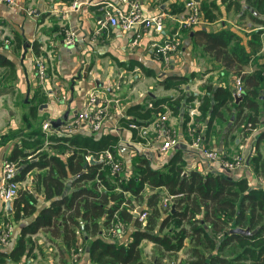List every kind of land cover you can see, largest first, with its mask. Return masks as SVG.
Wrapping results in <instances>:
<instances>
[{"label": "crops", "instance_id": "crops-1", "mask_svg": "<svg viewBox=\"0 0 264 264\" xmlns=\"http://www.w3.org/2000/svg\"><path fill=\"white\" fill-rule=\"evenodd\" d=\"M108 1L16 0L14 6L0 2V57L11 63L8 66L0 61V137L11 132L17 135L0 146V182L4 162L9 161L16 147L29 154L30 162L36 161L41 153L58 156L60 151L56 149L54 139L65 135H79L94 141L114 138L113 154L121 163L124 174L130 178L135 174L138 158L146 160L153 170H166L173 159L180 158L184 177L192 171L203 175L210 171L220 172L218 164L208 162L194 145L190 133L192 128L201 134L206 146L217 149L223 156L240 154L250 161L256 155L255 138L264 130V125L246 136L238 130L228 135L233 123L229 110L232 103L219 110L221 116H216L213 132L209 135L206 133L212 109L207 117L202 114L201 106L207 97L205 86L230 89L234 101H239L235 98L238 77L233 69L225 66L223 56L217 57L207 49L204 36L222 37L220 35L224 32L236 36L244 50L243 60L233 54L235 39L229 43L228 36H223L229 44L223 51L232 56L244 76L256 72L264 74V39H261L264 37V24L261 22L264 20V8L259 7L255 0H201L203 9L206 8L204 15L207 26L184 30L181 52L167 66L155 59L151 51V44L161 39L157 33L146 32L142 27H138L136 32H123L102 24ZM75 2L77 5L74 7ZM141 3L145 16L161 12L177 16L184 10V0H141ZM206 13L213 18L211 21ZM217 13L218 16H213ZM228 13L233 14L234 18L226 19ZM167 26L172 32L176 29L172 20L167 21ZM64 28L75 34L77 43L74 47L64 45ZM259 31L263 32L260 47L251 44L252 34ZM136 33L142 37L137 39ZM35 47L39 55H36ZM40 57L46 61L48 68L43 84L37 78L35 65L36 58ZM2 69L12 72L11 82ZM178 79H184V82ZM91 93L100 95L106 103L107 116L100 130L93 132L87 124L65 135L43 129L46 122L62 121L65 125L72 121L83 110ZM188 99L191 101L187 102ZM3 103L22 107L17 112L6 111ZM34 107L36 110L32 112ZM160 115L168 116L166 125L175 131L180 142L167 153L159 151L161 140L155 122ZM38 118H41V122L43 120L42 125L41 122L35 123ZM59 129L56 128L57 131ZM45 137L46 143L35 144L37 139ZM24 144L29 145L23 147ZM260 150L264 154L263 143ZM68 155L67 152L60 155L64 164ZM85 165L89 166L88 163ZM48 170L34 169L19 183V189L31 194L37 202L33 215L16 221L13 211L9 214L6 204L0 200V231L8 221L14 225L10 244L7 247L0 245V253L12 252L22 229L35 222L42 210L51 207L54 200L46 199L44 187ZM257 176L252 169H242L233 175L236 179L246 178L252 188L258 187ZM76 178L74 174L67 173L66 196H70L74 190ZM160 190L164 200L172 199L166 189ZM117 192L121 190L117 188ZM151 193L150 188L144 190V196ZM135 200L132 199V214L144 223L147 217L141 219L139 214L136 216L139 210L134 209L138 203ZM141 205L146 211V206ZM125 228L120 236L114 238L108 229H104L102 237L128 246L135 227L130 223L125 224ZM26 240L27 251L19 260L2 258L0 264H91L86 252L80 261L74 262L60 238L52 237L46 230L28 235ZM79 241L78 246H81V238ZM148 244L151 252H154L151 264H186L191 257L192 246L188 239L175 254L158 252L157 245L149 240H144L141 248ZM204 251L210 254L208 248L204 247ZM144 262L149 264L146 258Z\"/></svg>", "mask_w": 264, "mask_h": 264}, {"label": "trees", "instance_id": "trees-1", "mask_svg": "<svg viewBox=\"0 0 264 264\" xmlns=\"http://www.w3.org/2000/svg\"><path fill=\"white\" fill-rule=\"evenodd\" d=\"M255 1L259 7L264 8V0ZM206 17L210 21L213 19L208 17V13ZM261 22L264 24V20ZM261 33L263 32L252 34V45L260 47ZM220 36L222 37L205 35L207 49L217 57L223 56L225 66L233 69L236 77L241 78L244 95L236 102L230 89L205 86L207 97L201 106L202 114L207 117L212 109L206 133L209 135L213 132L214 120L216 116H221L219 110L232 103L229 110L233 123L228 135L233 130H238L246 136L264 125L260 120L264 113V74L256 72L244 76L232 56H228L226 50L223 51L229 46L223 36H228L229 43L235 39L233 54L243 60L244 50L237 37L227 32ZM35 51L39 55L37 47ZM0 61L11 66L9 61L1 57ZM178 81L184 82V79ZM35 110L36 107L31 111ZM253 111L255 115H252ZM16 136V133L11 132L0 137V146ZM255 139L256 155L250 159L251 169L257 175H264V154L260 150L261 144H264V130ZM114 140L103 138L94 141L79 135L56 136L54 141L57 142L59 154H69L65 164L60 155L58 157L41 153L36 161L30 162L29 154L22 149L16 147L13 150L9 161L19 162L20 168L13 180L21 183L34 169H49L44 177L45 196L54 201L50 208L40 212L35 222L22 229L12 252L0 253V260H19L27 251L26 237L46 230L52 237L60 238L70 256L72 250L82 246L83 253L89 255L91 264H145L141 248L144 240L154 242L158 252L162 254H175L184 247L187 239L192 250L186 264H264V188H252L246 178L236 179L216 171H210L206 175L192 171L184 177L180 158L173 159L166 170H153L146 160L138 158L135 174L127 183H118L117 175H112L110 168L104 167L102 163L95 162L84 171L87 155L98 156L105 150L115 154L112 147ZM68 172L77 177L70 196L65 194ZM97 179L101 180L102 188L97 184ZM117 188L121 192H117ZM146 188H150L153 193L144 196ZM160 189L167 190L173 203L177 201L175 213L168 207V210L165 209ZM126 195L136 198L137 202L141 200V204L146 206V211H142H148L144 223L132 214V199H127ZM36 203L31 194L19 189L13 201L14 219L18 221L33 215ZM115 217L124 224L131 223L135 227L132 242L128 246L102 237L103 230L110 229ZM236 228L249 229L255 231V234L245 236L231 233ZM80 238L81 246H78ZM204 247L210 250L209 255L205 254Z\"/></svg>", "mask_w": 264, "mask_h": 264}, {"label": "built area", "instance_id": "built-area-1", "mask_svg": "<svg viewBox=\"0 0 264 264\" xmlns=\"http://www.w3.org/2000/svg\"><path fill=\"white\" fill-rule=\"evenodd\" d=\"M0 2L9 6L16 4V0H0ZM76 5L77 3L75 2L74 7ZM168 20H172L175 23L176 29L174 32L168 29ZM103 23L120 29L123 32H136L138 27H142L146 32H155L160 35V41L151 44V51L155 59L167 66L181 52L183 44L182 32L184 30L202 28L208 24L201 0H185L183 13L177 16L162 12L152 16H145L141 0H109L105 6ZM62 35L64 36L63 43L66 47H74L76 45L77 38L70 29L64 28ZM141 37V34L136 33L137 39ZM35 65L37 78L43 84L48 74L46 61L41 57L36 58ZM235 83V98L242 99L244 87L241 78L238 77ZM105 104L100 95L91 93L86 99L83 110L77 113L72 121L62 125L58 131L51 128V122H46L43 125V129L47 132H57V134L65 135L78 129L81 125L87 124L90 125L93 132H96L101 129L107 116ZM167 120V115H160L155 122L158 138L161 140L159 151L162 153H167L170 148L180 143L175 135V131L166 125ZM190 133L193 136L194 145L200 149L204 158L210 163H217L221 173L233 176L242 169L251 170L250 161L244 156L240 154L233 157L223 156L217 149L206 146L201 134L195 128H192ZM85 159L88 165L98 162L102 163L104 167H109L112 175H117L119 178L118 183H127L130 179V176L124 174L121 163L110 150H105L98 156L89 154ZM18 171L19 165L16 162H4L1 171L2 180L0 182V200L4 204L12 203L18 195L19 183L13 180ZM256 180L258 182L257 186L264 188V175H258ZM96 182L101 188L103 187L101 180L97 179ZM139 216L141 219H145L147 213L140 212ZM114 219L116 220L112 221L109 229L112 238L120 236L126 229L122 221L117 217ZM13 230L14 225L11 222L8 221L3 224L0 231L1 247H7L10 244ZM82 255L83 249L78 247L77 250H72L70 257L76 262Z\"/></svg>", "mask_w": 264, "mask_h": 264}, {"label": "rangeland", "instance_id": "rangeland-1", "mask_svg": "<svg viewBox=\"0 0 264 264\" xmlns=\"http://www.w3.org/2000/svg\"><path fill=\"white\" fill-rule=\"evenodd\" d=\"M185 1V0H184ZM207 6V5H206ZM204 9H206V8H204ZM203 9V10H204ZM212 12V11H211ZM262 13V12H261ZM233 15V14H232ZM232 15H231V13H228V14H226L225 15V17H226V19H233L234 18V15H233V17H232ZM213 16H218V13H217V15H213ZM223 17V16H222ZM219 19V18H218ZM261 35H262V33L260 34V38H261ZM261 39H264V37H262ZM264 41V40H263ZM5 70H7V71H5ZM5 70H3L2 69V72H3V74H7L8 76H9V78H8V80H9V82H11L12 81V72L9 70V69H5ZM3 100V102H4V99H2ZM3 107L6 109V111H8V110H13V111H15V112H17L19 109H21V105L19 106V107H17V106H14V105H12V104H4L3 103ZM255 115V111H253L252 112V115ZM262 115V117L260 118V120H261V123H262V120H263V117H264V113L263 114H261ZM36 118V117H35ZM41 122V118H38V119H36L35 120V123H40ZM42 123L43 122H41V125H42ZM19 142H21L20 140H19ZM47 142V139H46V137L45 138H40V139H37L36 140V142H35V144L36 145H40V144H44V143H46ZM27 145H29V144H24V146L23 147H27ZM21 161V160H20ZM18 164H19V162H17ZM172 201V199H170V200H164L163 201V204H164V207H165V209H167L168 210V208L170 209V208H172V205L174 204L173 202H171ZM168 207V208H167ZM134 209H137V210H143V208H142V205H141V200H140V202L138 201V203H137V206H135V208ZM149 246V244L148 245H146V247L145 246H143L142 248H143V250H144V259L146 258V261L149 263V264H151L150 262L152 261V259H153V257H154V252H151V250H150V248L148 247ZM153 248V247H152ZM167 258H169V255L167 256ZM163 264H167V262H163Z\"/></svg>", "mask_w": 264, "mask_h": 264}, {"label": "water", "instance_id": "water-1", "mask_svg": "<svg viewBox=\"0 0 264 264\" xmlns=\"http://www.w3.org/2000/svg\"><path fill=\"white\" fill-rule=\"evenodd\" d=\"M236 100L240 101L241 99L239 98V99H236ZM62 123H63L62 121L51 122V128L56 129L58 127H61L63 125ZM86 167H87V165L84 166V168H86ZM176 203H177V201L172 205V208H171L172 213L176 212ZM6 208H7L8 212H9V214H11L12 213V203L6 204ZM140 212H141V210H139L137 212L136 216H138V214ZM231 233H233V234H242V235H245V236H249V235H254L255 231H250L249 229L236 228V229L231 230Z\"/></svg>", "mask_w": 264, "mask_h": 264}]
</instances>
